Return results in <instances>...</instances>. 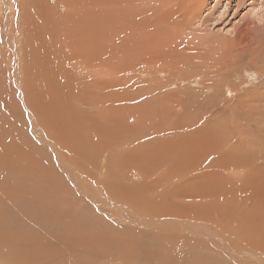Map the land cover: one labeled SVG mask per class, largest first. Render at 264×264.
<instances>
[{
  "label": "rangeland",
  "instance_id": "rangeland-1",
  "mask_svg": "<svg viewBox=\"0 0 264 264\" xmlns=\"http://www.w3.org/2000/svg\"><path fill=\"white\" fill-rule=\"evenodd\" d=\"M111 1L0 0V121H12L17 134L16 152L0 162V260L9 253L18 264H61L55 250L67 234L84 238L81 254L91 249L95 263L82 257L85 264L105 262L96 251L104 246L117 254L118 237L125 249L137 244L129 250L134 264H264L261 247L250 252L239 240L242 224L220 229L210 222L223 210L264 213L243 194L242 205H228L213 189L221 173L236 187L247 179L207 165L212 157H237L228 144L219 147L218 139L231 136L257 142L251 168L264 174V0H117L116 21ZM127 47L133 72L121 68ZM29 52L40 59L30 82ZM129 90L134 98L124 115L117 105L127 107L121 94ZM37 93L45 112L31 106ZM247 217L244 227L254 221ZM261 228L249 237L264 244ZM110 257V264H129Z\"/></svg>",
  "mask_w": 264,
  "mask_h": 264
},
{
  "label": "bare ground",
  "instance_id": "bare-ground-1",
  "mask_svg": "<svg viewBox=\"0 0 264 264\" xmlns=\"http://www.w3.org/2000/svg\"><path fill=\"white\" fill-rule=\"evenodd\" d=\"M116 1L117 0H112L111 2V14H112V17L111 18H113V21H116L117 20V18L119 17V14L117 13V7L115 6L116 5ZM120 2V1H119ZM121 5H123V3L121 4ZM119 8H121V7H119ZM123 8V7H122ZM122 8H121V10H122ZM123 20H124V15H123ZM112 20V19H111ZM123 27V26H122ZM29 28V27H28ZM124 28V27H123ZM30 29V28H29ZM69 31V30H68ZM120 31V30H119ZM113 35L115 36L116 34L115 33H113ZM113 36V37H114ZM131 50H133L131 47H127L125 50H124V52H123V54L121 55V59H122V61L124 62V65L121 67L122 68V71H128V72H133L135 69H136V67H135V65L133 64V62H131V60L132 59H134V58H132L131 57V55H133L132 53V51ZM28 55H27V59H26V64H28L29 66H30V68L29 67H27L26 65H25V69H24V74L25 75H27V74H29V73H31L32 72V74H31V76H29L28 77V81L30 82L31 80H32V78H33V76H34V71H33V67L34 68H36L37 66H38V64H40V59H36V57H34L33 55H32V53L31 52H29V53H27ZM28 57H29V59H30V61H28ZM238 60H241V57H239L238 58ZM243 60V59H242ZM1 61V60H0ZM134 61V60H133ZM256 61V60H255ZM39 62V63H38ZM241 62V61H240ZM235 64H237V61H236V63H234V65ZM73 67V66H72ZM3 68V67H2ZM74 68V67H73ZM121 68H120V70H121ZM8 74V73H7ZM3 76V75H2ZM4 78V77H3ZM5 80V79H4ZM38 78L36 77V81H35V83H33V84H31V85H28L27 87H25V94H26V91H28V90H34L35 89V87H36V85L38 84ZM4 83V82H3ZM196 84V83H195ZM4 85H5V93L7 94L8 92H10L11 91V87L10 86H7L6 85V83H4ZM25 85H26V83H25ZM264 87V86H263ZM131 91L129 90L128 92H126V93H128V94H121V96H122V98H121V100L123 99V101L125 100L126 101V103H127V107L125 106V102H124V104L122 103V105L121 106H118L117 105V108H119V109H121V110H123V112H124V115L126 114V111H128V110H131V108H130V105L128 104L129 102H130V100L131 99H133L134 98V96H133V94L132 95H129V93H130ZM228 92H230V89L228 90ZM254 92V91H253ZM132 93V92H131ZM13 94H14V91H13ZM253 94V93H252ZM246 96V95H245ZM247 96H249V95H247ZM119 98V97H118ZM249 98H250V96H249ZM255 98V97H254ZM120 99V98H119ZM31 100V106H34V109H41V110H43V112H45L46 110H47V107H46V104L44 103V97L41 95V94H39V93H37V94H35L34 96H32V98L30 99ZM68 100V99H67ZM255 100V99H254ZM9 101H14V97L12 98V99H10ZM94 101V100H93ZM93 101H91V99L90 98H88V97H86V96H80V98H79V102H83V103H85V104H95V102H93ZM116 101H120V100H118V99H116ZM122 101V102H123ZM252 101V100H251ZM121 102V101H120ZM249 102V101H248ZM256 102V101H255ZM258 102H264V99L262 100V101H258ZM70 103V102H69ZM113 103V102H112ZM117 103H119V102H117ZM241 103H243V102H241ZM240 103V105H242ZM120 104V103H119ZM250 104V103H249ZM248 104V105H249ZM74 108H76V106H73ZM33 109V110H34ZM248 116V115H247ZM252 116V115H251ZM254 118V117H253ZM252 119V118H251ZM205 122V121H204ZM251 122H249V124H250ZM253 123H255L254 121H253ZM134 126H135V123H134ZM133 126V127H134ZM199 126V125H198ZM205 126V125H204ZM215 126V125H214ZM129 128V127H126V131H128V130H131V129H134V128ZM136 127H138V126H136ZM203 127V126H202ZM248 127H249V125H248ZM198 129H199V127H197ZM204 128V127H203ZM137 129H139V130H141V128H137ZM205 129V128H204ZM219 129H220V127H219ZM218 129V130H219ZM207 130V129H206ZM205 130V131H206ZM208 130H210V129H208ZM216 131V130H215ZM242 131V130H241ZM3 132H5V134H6V137L5 136H3V135H1ZM15 132H16V128H15V126H14V123L12 122V121H9L8 123L7 122H5V121H0V141L2 142V146H1V148H0V162H3V161H5V159H6V154H7V152H11V151H13V152H16V150H17V145H16V139H17V134H15ZM132 132H133V130H132ZM135 132V131H134ZM139 132V131H138ZM197 132V131H196ZM202 132V131H201ZM200 131H199V133L200 134H203V133H201ZM211 131H209V133H210ZM218 133H220V132H218ZM137 134V133H136ZM189 134H191V133H189ZM189 134H188V136H189ZM195 134H197V133H195ZM223 134V133H222ZM207 135H208V133H207ZM214 134H212V136H213ZM219 135V134H218ZM227 135V134H226ZM231 135V134H230ZM222 136V135H221ZM233 136V135H232ZM210 136H208V138H209ZM219 138H221V137H219ZM239 138V137H238ZM188 139V138H187ZM196 139V138H195ZM200 140L202 139V140H205L204 138H199ZM231 136H226V137H222L221 139H218V141L220 142L219 143V147H221L222 145H224V144H228V146L230 147H228L230 150H231V152L234 154V155H236L237 157H234V158H232V160L231 161H229V159L228 158H226L225 156H219V157H216V158H214V157H212V158H210L209 159V162H207V165L210 167V165L212 166V167H216V168H218V169H220V171H225V169L227 170V169H229V171L232 169V168H234V169H236V172H237V174L239 175V176H237V177H235L236 179H239V178H245V179H247V181L245 180V181H241L242 182V184L243 185H241V182H239L240 183V187H236V186H238V183H237V181L235 182V183H237V185L235 186V185H233V184H231V182L233 181V179H230V178H228V176L229 175H225L224 173H221L222 175H221V181H222V183H216V185L214 186V190L216 191V193H221V199H224V200H228V201H230V202H228V205L229 204H237V203H240V201H239V198H240V196H242V194L244 195V197H247L248 199H250V203H248V204H250V205H252V206H248V207H252L253 208V206H255L256 205V203L254 204V203H252V201H254V202H257V204H258V207L259 208H262L263 209V211H264V178H263V180L261 179L262 177H264V174H262V173H260V172H258V171H256V170H252L253 168H251V166L253 165V164H251L250 162V160L252 159V148L257 144V142H253L252 144H249L248 142H246V140L244 141V142H242L241 140H239V139H237V141H235V140H233L232 142H231ZM233 139H234V137H233ZM193 139H191V141H192ZM197 141H200V140H198V139H196ZM195 140V141H196ZM207 140H210V139H206V141ZM211 140H212V138H211ZM190 141V140H189ZM215 141V140H214ZM214 141H212L213 143H214ZM204 142V141H203ZM133 143L135 144V142H133L132 141V145H133ZM142 143V142H141ZM207 143H208V141H207ZM215 143L217 144V139H216V141H215ZM210 144V143H209ZM137 145V144H136ZM140 145V144H139ZM143 145V144H142ZM171 145V144H170ZM93 146V145H92ZM107 145H105L104 144V148L103 149H105V147H106ZM208 146V145H207ZM79 153H78V155H81V153H82V151H83V149L85 148V147H83V144H80L79 146ZM140 147V146H139ZM210 149L209 150H211V147L213 148V146H211V144H210ZM208 147V148H209ZM223 147V146H222ZM225 147V146H224ZM240 147H241V152L239 153V149H240ZM173 149V148H172ZM90 150H92V152H93V149L92 148H90ZM213 150H214V148H213ZM213 150H212V152H213ZM224 150H227V149H224ZM215 151V150H214ZM84 152H88V151H85L84 150ZM242 155H244V156H242ZM18 158H17V156H14V158H13V160H12V165H11V168H13L14 169V167H15V169H16V171L21 167V164L19 165V166H17V160ZM213 160H215L214 162H212L211 164H210V162L211 161H213ZM221 160V161H220ZM249 160V161H248ZM220 162V163H219ZM250 167V169H246V167ZM43 168V170H44V167H42ZM14 169V170H15ZM39 169H41V168H39ZM249 170V171H248ZM22 171L24 172V170H21V173H22ZM233 172L235 171V170H232ZM232 172V173H233ZM215 177H217V176H215ZM234 177V176H233ZM223 178H228V182L226 183V184H224L223 182H224V179ZM239 181V180H238ZM231 184V185H230ZM244 186V187H243ZM15 189H16V186H14L13 187V190L15 191ZM247 191V192H244V191ZM24 193H25V195H27L28 194V192H27V190L26 189H23L22 190ZM242 192V193H241ZM246 193V194H245ZM13 194L14 193H11V194H9L10 195V197L12 198L13 197ZM245 195H247V196H245ZM2 197H3V195H1ZM4 196H6V195H4ZM14 198V197H13ZM237 200V202H235ZM244 200V199H243ZM233 201V202H232ZM221 202H223V201H221L220 200V203ZM224 203V202H223ZM244 203V202H243ZM222 204V203H221ZM224 204H226V202L224 203ZM241 205H242V202L240 203ZM245 204V203H244ZM247 204V205H248ZM223 205V204H222ZM238 206V205H237ZM245 206V205H244ZM232 207H234V205L232 206ZM241 207V206H240ZM257 207V206H256ZM202 208H204V209H207V210H210L211 211V209L207 206H204V207H202ZM235 208H236V206H235ZM238 208V207H237ZM221 209H223V208H221ZM227 210H230V209H227ZM247 210H248V208H247ZM246 210V211H247ZM224 211V216H221L220 215V213L221 212H223ZM223 211H221L220 213H219V216L220 217H218V216H214V214H213V212H212V215H210V222H211V224H214L215 222H217L216 223V226H217V228H220V229H222V227L223 226H228V225H230L231 223V225L230 226H232L233 224H235L236 226H237V224H239L240 226H241V224H242V229H244V232H243V234H242V238L240 237L239 238V240L240 239H242L243 240V243H245V247H246V249H250V252H255L256 250H255V248H257V247H261L262 249H263V251H264V244H261L260 242H259V240L256 238H254L253 240L249 237V236H251V235H254V234H256V228H257V226L259 225V224H262L263 225V228H261L260 229V231H263L264 230V213H261L260 215H259V212H258V214L256 213V212H252V210H250L249 209V211H251L250 213H247V214H240V215H236V213H235V210H234V213H233V210H232V216H227V211H225V210H223ZM235 216V217H234ZM237 216V217H236ZM239 216V217H238ZM247 216H254V221H253V223L252 222H250V220H249V226H246V227H244V225L246 224L245 223V221H244V219H248V217ZM18 217V216H17ZM49 217H51L50 218V220L53 218V216H49ZM82 217V216H81ZM94 217V216H93ZM92 217V218H93ZM78 217H75V218H73V220H76ZM46 219H49L48 218V216H47V218ZM82 219V218H81ZM218 219H220V220H225L224 222H222V221H219ZM251 219V218H250ZM252 219V220H253ZM53 221H55V222H58L59 220H60V218H59V216L58 217H54L53 219H52ZM96 220L98 221V220H100V221H98V223H100V224H104L105 222L103 221V218L101 219L100 217H99V219L96 217ZM85 222H86V220H84ZM96 221V222H97ZM241 221H243V222H241ZM76 222V221H75ZM92 222V221H91ZM95 222V223H96ZM93 224H94V222H92ZM98 223H96V224H98ZM64 224V223H63ZM88 223L87 224H85V226L83 225V228H85L86 229V227H88ZM220 225V226H219ZM42 227H44L43 225H42ZM46 227V226H45ZM44 227V228H45ZM71 227H72V225H71ZM107 227V226H106ZM233 227V226H232ZM231 227V228H232ZM239 227V226H238ZM48 228V227H47ZM251 228L254 230V231H251ZM220 229H219V232H220ZM225 229V228H224ZM223 229V230H224ZM263 229V230H262ZM98 230H100V228L98 229ZM229 230V232L231 231L230 230V228L228 229L227 228V231ZM236 230V229H235ZM235 230H233L232 229V232H234ZM45 231H47V229L45 230ZM226 231V230H225ZM227 231H226V233H227ZM224 231H221L220 233L221 234H223L222 236H221V238L222 237H226L224 234L225 233H223ZM228 232V233H229ZM239 231L237 230L236 231V233H238ZM70 233V232H69ZM231 233V232H230ZM229 233V234H230ZM235 233V232H234ZM71 234V233H70ZM118 234V233H117ZM228 235V234H227ZM15 236H16V238L17 239H19V238H21L23 235L20 233V232H16V234H15ZM33 236V235H32ZM76 236V235H75ZM108 236V235H107ZM111 237H109L110 239H114L113 238V236L112 235H110ZM231 236H233V234H231ZM117 237V236H116ZM228 237V236H227ZM236 237H238V235L237 236H235V238H234V240L236 239ZM108 237H106L105 239V245H107L108 243H109V241H110V239H109ZM118 238H120V237H118ZM118 238H116V241L115 242H118V244H121V246H120V249L117 251V254L115 253V251H112L110 248H109V246H104L105 248H102V249H99V250H96V248L95 247H93L92 249H94V250H96L98 253H100V254H102V255H106L105 257H104V259L103 260H107L108 258L110 259L111 257L110 256H112V258H116V260L117 259H119L118 261H124V262H126V260H127V262H129V264H134V262L133 261H130L129 260V257L131 256V254H130V252H129V250H136L137 248V244H136V247H129V248H127V249H125V247H124V244L126 243V241L125 240H121L120 241V239L121 238H123V237H121L120 239H118ZM132 238H134V237H132ZM216 238V237H215ZM219 238V237H218ZM233 238V237H232ZM84 238H82V239H78V238H70L67 234H66V236H63V240H58V242H57V244H58V246H59V248L58 249H56L55 251H56V253L61 257V260H60V262H61V264H68L67 262H68V258L66 257V256H69L71 253L73 254V256L72 257H70V259H71V264H74V263H76V264H79V263H81V262H83L82 261V257H86L85 259H84V262L85 263H87L86 261L87 260H90L92 263H95V262H93V258H94V256L92 257L91 256V253H90V250L91 249H89V248H86V249H83V254H81V249L83 248L82 246H81V242H82V240H83ZM118 239V240H117ZM123 239H125V238H123ZM184 239V238H183ZM182 239V240H183ZM220 239V238H219ZM53 240H55V238L53 237ZM103 240V239H102ZM179 240V239H178ZM226 240H228V239H226ZM84 241V240H83ZM114 241V240H113ZM191 241V240H190ZM114 242V243H115ZM217 244H219L218 243V239H216V241H215ZM111 243H112V241H111ZM128 243V242H127ZM132 243V242H131ZM131 243H129V244H131ZM231 243V242H230ZM237 243V242H236ZM95 244H96V242H95ZM223 244H224V241H221L220 242V247H222L223 248ZM85 245V244H84ZM114 245V244H113ZM112 245V246H113ZM183 245V244H182ZM238 245V244H237ZM251 245V246H250ZM123 246V247H122ZM130 246V245H129ZM135 246V245H134ZM139 246V245H138ZM190 246V245H189ZM97 247V246H96ZM117 247V246H116ZM185 247H186V245H185ZM118 248H119V246H118ZM140 247H138V249H139ZM150 248V247H149ZM98 249V248H97ZM106 249V250H105ZM143 250V249H142ZM146 250V249H145ZM239 250V249H238ZM138 251V250H137ZM137 251H135L136 253V255H137ZM147 251V250H146ZM153 251V250H152ZM243 251V250H242ZM223 252H224V250H223ZM7 253V252H6ZM132 253V252H131ZM139 253H140V250H139ZM146 253V252H145ZM152 253V252H151ZM100 254H98V255H100ZM143 254V253H142ZM148 254V253H147ZM251 254V253H250ZM129 255V256H128ZM133 255V254H132ZM225 255V254H224ZM228 256H230L229 254H227ZM139 256H142L141 254H139V255H137V257H139ZM148 256V255H147ZM149 256H150V254H149ZM65 257V258H64ZM95 257H96V255H95ZM133 257H135V256H133ZM144 257V256H143ZM206 257V256H205ZM204 257V258H205ZM231 257V256H230ZM98 257H96V259H97ZM100 258H98V261L99 262H101L100 260H99ZM108 259V260H109ZM133 259V258H132ZM131 259V260H132ZM143 258H141V260H142ZM145 259V258H144ZM105 260V262L103 261V263H101V264H110V262H112V259H110V261H106ZM129 260V261H128ZM134 260V259H133ZM139 260H140V257H139ZM154 260V259H153ZM164 260V259H163ZM146 261H148V258H146V260L145 261H143V263H140V264H144ZM204 261V260H203ZM232 261V260H231ZM243 261V260H242ZM0 262L1 263H4V264H18V263H16V262H14L13 260H12V258H11V255L9 254V253H7L6 255L3 253V255H2V259L0 260ZM83 262V263H84ZM90 262V263H91ZM98 262V263H99ZM140 262V261H139ZM236 263H237V261H235ZM241 262V261H240ZM57 263V262H56ZM56 263H54V264H56ZM84 263V264H85ZM89 263V262H88ZM97 263V264H98ZM122 263V262H121ZM120 263V264H121ZM60 264V263H59ZM100 264V263H99ZM124 264H126V263H124ZM148 264V263H147ZM163 264V263H162ZM238 264V263H237ZM239 264H241V263H239ZM245 264H247V263H245Z\"/></svg>",
  "mask_w": 264,
  "mask_h": 264
}]
</instances>
